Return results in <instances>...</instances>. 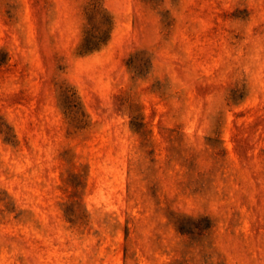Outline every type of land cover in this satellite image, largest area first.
Segmentation results:
<instances>
[{
    "label": "rangeland",
    "instance_id": "374dc122",
    "mask_svg": "<svg viewBox=\"0 0 264 264\" xmlns=\"http://www.w3.org/2000/svg\"><path fill=\"white\" fill-rule=\"evenodd\" d=\"M0 264H264V0H0Z\"/></svg>",
    "mask_w": 264,
    "mask_h": 264
}]
</instances>
